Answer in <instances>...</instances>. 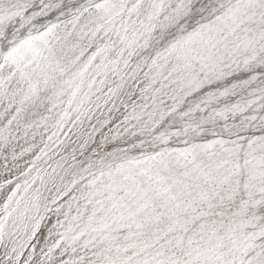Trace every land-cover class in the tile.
Instances as JSON below:
<instances>
[{"label":"snow or ice","instance_id":"obj_1","mask_svg":"<svg viewBox=\"0 0 264 264\" xmlns=\"http://www.w3.org/2000/svg\"><path fill=\"white\" fill-rule=\"evenodd\" d=\"M0 264H264V0H0Z\"/></svg>","mask_w":264,"mask_h":264}]
</instances>
